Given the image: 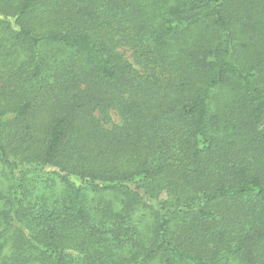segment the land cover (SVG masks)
Returning a JSON list of instances; mask_svg holds the SVG:
<instances>
[{"label": "trees", "instance_id": "obj_1", "mask_svg": "<svg viewBox=\"0 0 264 264\" xmlns=\"http://www.w3.org/2000/svg\"><path fill=\"white\" fill-rule=\"evenodd\" d=\"M0 163V264H264V0H0Z\"/></svg>", "mask_w": 264, "mask_h": 264}, {"label": "rangeland", "instance_id": "obj_2", "mask_svg": "<svg viewBox=\"0 0 264 264\" xmlns=\"http://www.w3.org/2000/svg\"><path fill=\"white\" fill-rule=\"evenodd\" d=\"M115 50L118 53L122 54L126 59H128L130 61V57H129L130 53L126 50V48L124 46L117 45ZM110 116H111L110 123L111 124H118V122H119L118 117L114 113H111ZM7 174H8V172L4 171L0 165V190H2L6 186V184L10 183L8 181L9 179H7ZM31 178H34V177L31 176Z\"/></svg>", "mask_w": 264, "mask_h": 264}]
</instances>
